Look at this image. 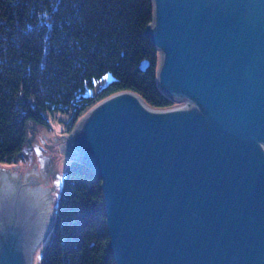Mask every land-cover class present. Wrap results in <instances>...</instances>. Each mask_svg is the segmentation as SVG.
Masks as SVG:
<instances>
[{
  "label": "water",
  "instance_id": "95a60500",
  "mask_svg": "<svg viewBox=\"0 0 264 264\" xmlns=\"http://www.w3.org/2000/svg\"><path fill=\"white\" fill-rule=\"evenodd\" d=\"M152 1L158 83L186 105L91 108L56 191L0 205V264H35L68 158L101 177L116 264H264V0Z\"/></svg>",
  "mask_w": 264,
  "mask_h": 264
},
{
  "label": "trees",
  "instance_id": "16d2710c",
  "mask_svg": "<svg viewBox=\"0 0 264 264\" xmlns=\"http://www.w3.org/2000/svg\"><path fill=\"white\" fill-rule=\"evenodd\" d=\"M153 20L152 0H0V162L26 159L36 127L52 129L48 112H69L72 132L122 91L173 107L158 83L159 49L145 35ZM101 184L86 163L70 160L39 264H116Z\"/></svg>",
  "mask_w": 264,
  "mask_h": 264
},
{
  "label": "rangeland",
  "instance_id": "374dc122",
  "mask_svg": "<svg viewBox=\"0 0 264 264\" xmlns=\"http://www.w3.org/2000/svg\"><path fill=\"white\" fill-rule=\"evenodd\" d=\"M111 78V73L106 74L104 77L96 81L95 86L89 91H96ZM181 104L182 106H185L186 102L175 101L173 107ZM48 115L50 117L52 129L46 130L43 126L36 127L35 133H32V152L31 150L27 151L28 155L26 159H21L17 164L7 161L0 162V205H16L20 195L23 200L27 198L26 196L28 195V201L30 203H26L30 205L56 191L68 145L73 139V133L79 128V121L81 119L76 123L72 132H66L65 123L70 117L69 112L55 111L48 112ZM81 127L82 126H80V129ZM70 136H72V138H70ZM70 160L71 158L67 159L60 195L52 215L54 218L59 206V199L64 186L65 173ZM19 192L21 193L20 195ZM50 224L51 220L32 253L35 264H39L40 262L42 251L46 244L44 238H46L45 235L47 232L50 231Z\"/></svg>",
  "mask_w": 264,
  "mask_h": 264
},
{
  "label": "bare ground",
  "instance_id": "6f19581e",
  "mask_svg": "<svg viewBox=\"0 0 264 264\" xmlns=\"http://www.w3.org/2000/svg\"><path fill=\"white\" fill-rule=\"evenodd\" d=\"M185 105V104H184ZM181 106V105H180ZM179 105L178 106H175V107H173V108H176V107H180ZM158 110V109H157ZM82 124H80V126H81ZM80 126H79V128L77 129V131H76V135H77V133L80 131L81 132V129H80ZM80 132H79V134H80ZM70 138H72V136H70ZM69 139V138H68ZM75 141V139H72V141L71 142H74ZM62 145V144H61ZM69 146V145H68ZM45 171V170H44Z\"/></svg>",
  "mask_w": 264,
  "mask_h": 264
},
{
  "label": "flooded vegetation",
  "instance_id": "af4514ba",
  "mask_svg": "<svg viewBox=\"0 0 264 264\" xmlns=\"http://www.w3.org/2000/svg\"><path fill=\"white\" fill-rule=\"evenodd\" d=\"M20 192H21V191H20ZM20 192H19V195L21 194ZM14 195H15V194H14ZM14 195H13V196H14ZM26 197H27V198L24 199V202H25V205L28 206L27 203H30V202L28 201L29 196L27 195ZM26 202H27V203H26Z\"/></svg>",
  "mask_w": 264,
  "mask_h": 264
},
{
  "label": "built area",
  "instance_id": "2783aa9c",
  "mask_svg": "<svg viewBox=\"0 0 264 264\" xmlns=\"http://www.w3.org/2000/svg\"><path fill=\"white\" fill-rule=\"evenodd\" d=\"M182 105V104H181ZM180 106V105H179Z\"/></svg>",
  "mask_w": 264,
  "mask_h": 264
}]
</instances>
